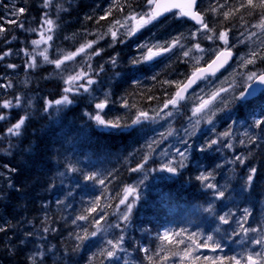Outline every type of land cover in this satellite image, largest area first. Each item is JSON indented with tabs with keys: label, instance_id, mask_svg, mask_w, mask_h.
<instances>
[{
	"label": "trees",
	"instance_id": "trees-1",
	"mask_svg": "<svg viewBox=\"0 0 264 264\" xmlns=\"http://www.w3.org/2000/svg\"><path fill=\"white\" fill-rule=\"evenodd\" d=\"M115 2L116 0H53V5L45 10L42 0H0V18L3 19L0 27L6 29L5 36L0 37V51L8 48L14 50L12 56L0 62V84L11 80L13 85L11 88H0V102L3 99L14 100L17 96L23 102L20 108L5 109L9 120L0 121V130H3L0 134V148H7L9 140L17 146L11 155L0 152V167L4 177L0 189L7 193L6 199L0 201V225L5 221L13 225L5 233H0V264H32L29 257L34 254L36 264H89L94 253L96 257L93 264H152L149 256H152L156 264H203L205 258L216 257H224V264H228L229 257L246 258L252 233L242 232L236 223L244 216L245 209H248L250 215L244 226L257 229L254 238L264 235L261 233L264 229V127H253L255 118H264V93L243 102L231 101L227 108H223L228 110V115L221 127L232 124L236 132L226 139V142L234 145L232 149L225 147L222 139L217 145L208 148V139H202V144H193L184 167H178L177 172L170 175L168 171L159 169L154 149L150 150L145 146L139 124L131 129H123L122 132H114L110 128L97 126L88 114H95V103L104 100L105 93L109 94V103L101 115L109 120L134 119L138 111L148 112L157 106H163L164 101L176 91L175 84L166 85L163 81H183L193 71L196 63L191 59L193 56H204L199 66L206 64L214 56L194 50L190 53V58L183 57V51L195 42L189 34L198 25L181 17L178 12H172L158 18L124 43H112L110 36L99 41L93 47L104 51L99 57L92 58V71L88 70V62L83 54L56 69L54 64L44 62L43 56L39 55L48 45L31 44L32 39L40 38L39 31L29 32L16 27L11 23L9 11L21 7L26 9L19 18L25 29L37 28L43 12L48 11L49 17L58 25L53 29V41L49 42L52 45L48 50L49 59H60L65 53L75 51L81 43L86 42V34L87 39L96 38V19L104 15L105 10ZM119 3L122 11L117 12L113 7L112 16L100 22V31L106 30L114 19L122 20L132 13L149 10L146 0H119ZM3 4L8 6L7 11L1 8ZM216 4L224 5L223 11H227L232 5L239 8L238 0H199L198 10L202 11L210 27L224 19L222 15L206 11ZM240 12L244 14V20L248 24L247 30L238 16L225 22L221 30H231L230 43L235 44L237 40L232 49L235 55L242 47L260 52V39H264V36L261 35V29H252L264 19L261 9L251 10V15L244 9H240ZM90 15L93 19L86 20L85 17ZM246 31L257 34L252 36L254 44H248L251 37L244 40L241 36ZM181 33L184 34L183 50L177 48L173 53L139 66L129 64L133 56L139 55L137 44L162 42ZM12 37L16 39L13 40ZM236 37L244 42L238 43ZM4 39L10 43L5 44ZM200 43L202 48L215 46L212 41L204 39ZM217 44L223 46L222 42L217 41ZM24 48L29 52L36 50L34 55L37 67H27L26 60L31 57H26L19 51ZM110 56L117 57L118 63L115 66L109 62ZM7 63H15L18 67L8 69L5 67ZM101 66L103 71H100ZM82 70L88 71V75L96 81L90 86V91L68 93L73 103L62 106L60 111H56L53 106L45 112V101L59 99L65 88L73 86L67 83L68 76ZM261 70H264V60L257 59L232 81L242 91L250 82L246 79L247 72ZM153 76L157 79L153 80ZM137 80L140 81L139 85L134 83ZM76 83L87 82L82 79ZM149 96L156 99L150 100L147 98ZM29 100L31 104H28ZM25 113L29 114V119L22 127V135L19 138L8 137L6 128ZM185 113L184 108L183 115L176 118L174 127H178L184 120ZM246 131L259 139L253 144L247 143L244 135ZM240 140H245V143L240 144ZM36 143L40 144L41 151L45 154L44 162L39 165L42 170L41 181L29 187L27 196L19 197L15 189L8 188V179L11 178L16 187L28 182L23 177V172L19 173V168L16 173H12L3 165L8 164L11 168L23 164L28 159L27 149L34 148ZM249 152L251 155L244 165L232 164L228 169L223 162L230 159V155L247 156ZM144 156H148L145 167L141 171L132 172L131 168L144 163ZM251 167H255L257 173L251 186H248L245 180ZM72 168L77 171H72ZM209 172L213 175L208 181L197 179L201 173ZM92 174H96L95 180L85 179V176ZM140 176L145 177V186L125 225L118 219L119 199L123 197V189ZM99 180H104L105 183L100 184ZM206 183L216 184L224 195L219 196L217 190L206 187ZM97 197L100 198V208L106 213L105 219L101 221L103 228L97 236L90 237L80 248H76L79 242L70 233L82 234V229L93 231L96 226L86 221H77L73 225L71 221L82 214L83 209L90 207V202ZM58 200L63 203L58 204ZM225 214L231 215L228 224L219 219ZM45 217L48 218L47 222ZM96 218H99V213ZM116 223H120L123 229L109 227ZM44 227L55 231L45 233ZM122 230L125 235L123 247L126 251L120 252L116 259L102 256L100 250L108 247L106 241L120 235ZM233 230L236 234H233ZM165 231L169 233V240L182 238L187 241L190 235L196 234V241L200 242L212 236L213 240L207 242L211 245L219 243L221 247L198 248L192 254L198 259L193 261L191 257L184 256L185 245L179 244L175 249L179 254L173 256L171 251H161V248L171 247L169 240L161 239ZM25 232H32L33 235L25 237ZM22 239L25 241L23 244L20 243ZM145 248L148 249L147 253L143 250Z\"/></svg>",
	"mask_w": 264,
	"mask_h": 264
},
{
	"label": "snow or ice",
	"instance_id": "snow-or-ice-1",
	"mask_svg": "<svg viewBox=\"0 0 264 264\" xmlns=\"http://www.w3.org/2000/svg\"><path fill=\"white\" fill-rule=\"evenodd\" d=\"M127 2V0H125ZM239 2V8H237L235 5H232L229 7L227 11H223L222 9L225 7L224 5L216 4L214 6L209 7L206 11L216 13L218 15L223 16V20L219 21L216 26L210 27L209 23L206 21L205 16L202 14L201 10H198V3L199 0H186L185 4H176V3H163L161 0H146L148 11L143 13H132L130 15L124 16L123 19H114L107 27L106 30L100 31V22L107 20L110 16H112L113 7H115L116 11H122V5L119 3V0H116V2L110 6L108 9L105 10L104 15H100L96 19V23L98 26V30L96 33L95 39H87V34L85 35L86 42L81 43L79 47L76 48L75 51H69L65 53L62 58L60 59H49L48 50L49 47L52 45L49 44L50 41H53V29L58 27V25L49 17V12L44 11L42 17L40 18V23L37 28H26L23 22L20 21V15L26 11L25 8L21 7L18 9H10V15H11V23L14 24L16 27L29 31V32H37L40 33L39 39H32L31 44L40 46V45H48V47H45L42 52L39 53L40 56H43L44 62L48 64H54L56 69H60L62 65L65 64L66 61H74L78 56L81 54L86 57L87 60V67L89 71H92V65L91 60L92 58L99 57L101 53L104 51L102 48L94 49V45H97L99 41L104 40L105 37L110 36L112 43H124L126 39L133 37L137 33H139L142 29H144L146 26L152 24L153 22L157 21L158 18L163 16L165 13L171 11L172 9H178L179 14L181 17H187L191 20L195 21L198 27L195 31L191 32L189 34L191 40L195 41L191 47H189L186 51H183V57L184 58H190V53H192L194 50L201 53V54H214V58L210 60V62L206 63V66H199L200 61L204 58L203 55L193 56L191 59L195 60V65L193 66V71L191 72V75L187 76L183 81H171V80H165L162 83L166 85H176V91L174 95H172L170 98H168L163 103V108L156 112V116H160V113L163 112L165 116H171V111H164L166 109H169V107L176 109L180 101H183L187 99L186 96L187 93H189V90L193 89L194 86H197L202 81H207L212 76H216V74L223 68H225L226 65L229 64V61L233 58V51L232 49L236 46L235 44H230V29L228 30H221L223 28L225 22L232 20L234 17L238 16L239 20L242 24L245 25V29L247 30L248 24L244 20V14L240 12V9H244L245 12L248 15H251V10L259 8L261 9V15L264 16V0H238ZM53 5V0H42V7L43 9L47 10ZM62 10V9H61ZM86 20H92L93 16H86ZM0 23H3V19L0 18ZM254 27L261 29V35L264 36V19H261L258 24H256ZM6 34V29L4 27H0V37H4ZM257 34L254 32H242L241 36L244 37V40L249 39L252 36H256ZM68 37H65L67 39ZM13 40L16 39V37H12ZM208 40L212 41L213 46H210L208 48H202L200 40ZM184 40V34L181 33L180 35H177L170 40L166 41H157L155 43H139L136 45V49L139 53L137 56H133L129 60V64L132 66H139L144 63L152 62L156 60L158 57H162L165 54L173 53L175 49L179 48L181 50L184 49L185 45L183 43ZM244 40H239L238 43H243ZM217 41L222 42L223 46H220L217 44ZM4 43L8 44L10 43L7 39H4ZM261 45L262 50L260 52L252 51L250 54V58H246L242 62V66L247 67V65L254 64L257 59L264 60V39H261ZM112 44H109V47H111ZM87 50V51H86ZM19 51H22L26 57H31V59L26 60L27 67L29 69L37 67V60L34 55L35 49L32 50V52H29L27 48L20 49ZM14 54V50L12 48H8L5 51H0V62L5 61L6 58L12 56ZM179 59V57H178ZM109 62L115 66L118 63L116 56H110ZM185 63H188V60L184 61ZM8 69H16L18 67L15 63H7L5 65ZM138 68V67H137ZM100 71H103V67L101 66ZM116 75H119V73H116ZM86 80V84L84 83H76L80 80ZM153 80H156L157 77L153 76ZM247 81H254L256 84L264 85V70L261 71H249L246 74ZM27 83V81H25ZM67 83L73 85L72 87L65 88L63 90L62 95H60L59 99H49L46 100L43 106V110L45 112L48 111V109L53 108L55 106L56 111H60L62 106H67L71 103H73V100L70 99L68 93L72 92H79L83 90L84 92L90 91V86L96 83V81L88 75V71H80L76 73L75 75H69L67 79ZM137 85L140 84V81H134ZM12 81L8 80L6 84H0V88H11ZM227 89L221 87L218 90L212 91L211 94L208 96L207 99L203 97H197L199 99V103L196 107L192 109L193 114H201L200 118L195 121V124L191 126V129H185V135L188 137H192L196 135L198 126L200 124L201 119H204L207 121V123L211 124L213 122V118L216 115L217 111H222L223 108H213L210 107L213 105V102L217 100L220 96V93L226 92ZM252 92V86L250 85L248 88L240 91L239 96H233L232 101H246L247 97L251 95ZM108 93H105V99L101 100L98 103H95V109L97 110L95 114L89 113L90 119L95 121V124L99 127L104 128H110L114 130V132H122L123 129H131L134 125L140 124L143 120L152 119L153 117H150L149 114L145 111H138L137 115L134 119L130 120H124L122 121L121 118H114V119H105L104 116L101 115V112L105 109L106 105L109 103L108 100ZM148 99H156L155 97L149 96ZM22 99L21 97L17 96L12 99H3L2 102H0V121H7L9 120V114L5 113V109H12V108H20L22 107ZM223 107L227 108L229 106L228 101H222ZM28 104H31V100L28 101ZM125 106H128L127 104ZM135 107V105H133ZM262 117H264V112H262ZM29 119V114L25 113L24 115H20L19 118L15 123H11L10 126L6 128V132L8 134V137H16L19 138L22 135V127L26 124V121ZM253 127L254 128H262L264 127V118H255L253 120ZM3 130H0V134H2ZM169 135L172 134V129H169L168 132ZM163 135V134H162ZM231 133L230 131H224L222 133L218 134L217 139H213L206 142V147L211 148L212 145H216L221 137H230ZM245 137L247 138V143L253 144L256 140L259 139L255 134H250L249 132L244 133ZM8 137H5V139H8ZM153 143H158L157 141H153ZM186 147L183 151L180 149L176 150V156L180 158L179 162L177 163V166H172V161H169L168 164L164 165V168L169 173H175L177 172V168H183L184 167V160L187 159V141L184 142ZM245 140H240V144H244ZM17 146L11 142V140L8 141V147L7 148H0V152L4 153L5 155H11L13 149H15ZM225 147L232 149L234 145L232 143L226 142ZM148 148L152 149V144L148 145ZM203 150V149H202ZM29 155L28 159L24 161L23 164L19 165L18 167H9L8 164H4L3 167L7 169L8 171L12 173H16L19 168V173L21 174L23 172V177L28 182L21 187H16L15 184L11 182V178L8 179V188L9 189H15V193L19 194V197H25L28 195V189L30 186H33L37 183H40L41 176L40 173L42 172L39 165L44 162L45 154L41 151V146L39 143L35 144V147H30L27 149ZM163 155L167 156L168 153L165 152ZM251 155V152L248 153L247 156L245 155H236L234 156L231 163L233 164H240L244 165L246 159L248 156ZM144 163L137 164L135 168H131L130 170L132 172L141 171L147 161L148 156L143 157ZM219 167V165H218ZM72 171H77V169L72 168ZM257 173V169L255 167H251L248 169V175L246 177L245 183L248 186H251L254 177ZM63 175V173H61ZM213 174L211 172L204 174L201 173L197 179H199L202 182L208 181L209 177H211ZM96 174L85 176L86 180H95ZM100 184H104V180H99ZM54 185H50V187H53ZM206 187L211 189H216L219 196H223L224 193L222 191H219L217 189L216 184H205ZM119 196V194H117ZM136 195V188L128 185L123 189V197L119 199V204L125 206V210L120 214V219H122L125 222V225L130 220L131 213L133 210V205L135 204V200L132 202H128L129 196H135ZM7 197V193L0 189V201L5 200ZM99 197L92 200L90 202V207H87L83 209L82 214L78 215L75 219H72L71 223L73 225L77 224V221H86L90 224H94L95 230L89 231L87 228L82 229L81 233H70V235H75V239L79 242L76 245V248H80L84 241L88 240L90 237H95L99 232H101L103 225L101 221L105 219L106 213L100 208L99 205ZM57 203H63L62 201H57ZM211 208V205L209 206ZM99 213V218H96V214ZM250 215L248 209L244 210V216L241 217V220L237 221V227L244 233H256V228H249L245 227L244 225L248 222V216ZM219 219L225 223L228 224L229 219H231L230 214H225L224 216H220ZM48 218L45 217V221L47 222ZM31 223V222H29ZM8 227H13V225L9 224L7 221L4 222L3 225H0V233H5L7 231ZM109 227H115L123 229V226L120 223H116L115 225H109ZM49 231H55V229H50L49 227H44L43 232L47 233ZM261 231H264L262 229ZM233 234L235 233V230H233ZM25 237L33 235L32 232H25L23 234ZM161 239L169 240V233L165 231L163 237ZM252 241L261 246V251L258 253H255L254 255L252 253H249L247 257H241L240 259H237L235 256L227 258L228 264H264V235H261L259 238H252ZM213 237L208 236L206 238V241H196V234H192L188 237L187 241L181 239H171L169 240L170 248L165 249L161 248V251H171L172 255H178L179 252L176 251V247L179 244H184L185 247L183 249L184 256L191 257L193 261L197 260V257H194L192 254L193 252L201 247L208 248V247H214V249H219L221 245L219 243H215L214 245L209 244L207 241H212ZM125 242V235L123 234V230L120 235L115 237L114 239H109L106 241V245L108 247L103 248L100 250V254L102 256H105L106 258H112L116 259L119 256L120 252L126 251L124 249L123 245ZM20 243L23 244L25 241L22 239L20 240ZM75 250V249H74ZM145 253L148 252V249H143ZM40 255H43V253H40ZM96 257V254H93V258L89 260V264H93V261ZM256 257H259L260 259L257 260ZM29 259L32 261V264H36V256L35 254ZM148 259L152 261V264H156V261L153 260L152 256H149ZM165 259H167L165 257ZM224 257H216V258H205L203 264H224ZM102 264V262H100Z\"/></svg>",
	"mask_w": 264,
	"mask_h": 264
},
{
	"label": "rangeland",
	"instance_id": "rangeland-1",
	"mask_svg": "<svg viewBox=\"0 0 264 264\" xmlns=\"http://www.w3.org/2000/svg\"><path fill=\"white\" fill-rule=\"evenodd\" d=\"M1 8L6 11L8 10V6L4 4L2 5ZM256 29L258 28L254 27L252 30H256ZM236 38L239 40V37ZM253 38L254 37H251L250 38L251 40L249 39L248 41L249 45L254 44ZM236 42L237 40H235V43ZM251 49L252 48L249 47L247 48L242 47L239 53L236 55V58H234L233 61H231L229 65L221 73L217 74L214 77H211L207 81H203L199 86H197L194 90H192L188 94L187 99L183 100V102L180 101V104L176 109L169 107V109L164 110V111H171L172 112L171 116H165L163 112L160 113V116H156V112H159L163 108V106L161 107L157 106L147 112L149 116L153 118L148 120H143L139 125L142 130L145 146L148 147L149 144H152V149H154V155L159 160L158 166L160 170H164L167 172L166 168H164V165L168 164L169 161H172V166H177V163L179 162L180 158L176 156V150L180 149L181 151H183L186 147L184 143L185 141H187V148H188L187 159H188V155L193 147V144L196 145L202 144L203 141L202 139L205 140L208 139V141L217 139L218 134L224 131H230L231 133L230 136H233L236 133L232 124L221 127V124L225 123V121L227 120L228 110L225 109L216 112V115L213 118V122L211 124L207 123L206 120L201 119L195 136L192 137L186 136L185 129H191V126L195 124V121L199 119L201 116V114H193L192 111V109L196 107L199 103V99H197V97H203L207 99L212 91L218 90L219 88L223 87L227 89V91L220 93L219 98L215 100L213 102V105H211L210 107L224 108L222 101H228L230 103L232 101L233 96H239L240 89L233 83L232 80L237 75L244 72L245 69L247 68L242 66V62L244 59L250 58V54L252 52ZM258 49H262V48L260 47ZM184 108L186 109V113L184 114V118H183L184 120L180 123L178 127H174L173 124L176 118L183 115ZM170 128L172 129L171 135L168 134ZM227 138L229 137H221L220 140L222 139L226 143ZM153 141H157L158 143H153ZM165 152L168 153L167 156L163 155V153ZM234 156L236 155H230L229 156L230 159H225L223 161L224 163L227 164L228 169L233 164L231 163V161L233 160L231 158ZM186 160H184V162ZM2 171L3 170L0 167L1 187L3 186V181H4ZM151 172H153V170H151ZM170 175H173V173H170ZM144 181H145V177L140 176L129 184L136 188V195L129 196L128 202H132L133 200H135V203L137 202V200L139 199V195L141 194L142 189L145 186V184H143ZM124 210H125V206L120 205L119 217ZM118 219L119 221H122V223H125L122 219L120 218ZM261 233H264V231H261ZM253 236L254 233H252L251 237L254 238ZM260 248L261 246L255 244L253 241H250L247 246V250H248L247 255L249 253H252L254 255L255 253L260 252L261 251ZM256 259L259 260L260 258L256 257Z\"/></svg>",
	"mask_w": 264,
	"mask_h": 264
},
{
	"label": "water",
	"instance_id": "water-1",
	"mask_svg": "<svg viewBox=\"0 0 264 264\" xmlns=\"http://www.w3.org/2000/svg\"><path fill=\"white\" fill-rule=\"evenodd\" d=\"M161 2H163V3H176V4H185L186 3V0H161ZM172 12H179V10L178 9H172L171 11H169V12H167V13H165L163 16H161L160 18H163V17H165L166 15H168V14H170V13H172ZM184 18H186V19H188L189 21H191V22H193L194 24H196V22L195 21H193V20H191L190 18H187V17H184ZM197 25V24H196ZM233 51V50H232ZM214 58V56L211 58V59H213ZM233 58H234V51H233ZM233 58H232V60H233ZM210 59V60H211ZM232 60H230L229 61V63L232 61ZM208 62H210V61H208ZM202 66H206V64H204V65H202ZM227 67V65L225 66V68ZM225 68H223V69H225ZM223 69H221L218 73H220ZM217 73V74H218ZM191 75V74H190ZM252 86V92H251V95H249L247 98H252V97H254V96H256L261 90H263L264 89V85H259V84H256L254 81H251L246 87H245V89L246 88H248L249 86ZM195 87V86H194ZM189 92H190V90H189ZM188 94V93H187ZM187 94H186V96H187ZM207 249V248H206Z\"/></svg>",
	"mask_w": 264,
	"mask_h": 264
},
{
	"label": "flooded vegetation",
	"instance_id": "flooded-vegetation-1",
	"mask_svg": "<svg viewBox=\"0 0 264 264\" xmlns=\"http://www.w3.org/2000/svg\"><path fill=\"white\" fill-rule=\"evenodd\" d=\"M261 93H264V90L263 91H261L258 95H256L255 97H257V96H259ZM264 95V94H263ZM255 97H252V98H250V99H248V100H251V99H253V98H255Z\"/></svg>",
	"mask_w": 264,
	"mask_h": 264
},
{
	"label": "bare ground",
	"instance_id": "bare-ground-1",
	"mask_svg": "<svg viewBox=\"0 0 264 264\" xmlns=\"http://www.w3.org/2000/svg\"><path fill=\"white\" fill-rule=\"evenodd\" d=\"M236 44V43H235Z\"/></svg>",
	"mask_w": 264,
	"mask_h": 264
}]
</instances>
